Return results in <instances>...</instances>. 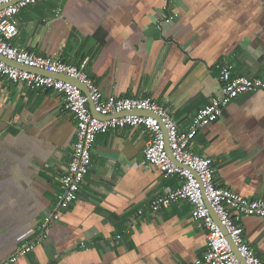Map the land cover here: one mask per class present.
Returning <instances> with one entry per match:
<instances>
[{
    "label": "crops",
    "instance_id": "1",
    "mask_svg": "<svg viewBox=\"0 0 264 264\" xmlns=\"http://www.w3.org/2000/svg\"><path fill=\"white\" fill-rule=\"evenodd\" d=\"M15 22V47L73 66L86 61L103 97L149 98L181 132L220 95L217 66L264 80V0H41L20 10ZM75 135L58 93L0 76V263L54 204ZM151 139L142 126L98 134L77 201L13 264L201 262L206 230L192 221L186 202L146 211L180 184L141 164ZM191 151L212 160L218 187L264 200V92L232 101L198 131ZM239 222L264 264V218Z\"/></svg>",
    "mask_w": 264,
    "mask_h": 264
},
{
    "label": "built area",
    "instance_id": "2",
    "mask_svg": "<svg viewBox=\"0 0 264 264\" xmlns=\"http://www.w3.org/2000/svg\"><path fill=\"white\" fill-rule=\"evenodd\" d=\"M38 1L41 0H0V57L27 68L76 79L85 86L88 96L68 82L22 71L0 60L1 77L35 91L49 90L58 93L64 108L73 116L76 124L70 160L54 204L36 225L31 237L0 264H13L19 258L31 254L47 238L49 228L77 201L81 184L90 167L97 135L137 126L144 127L152 134V139L143 150L141 164L158 170L163 178L176 177L180 180L175 190L150 201L146 211L155 214L180 201L189 205L192 221L206 230V250L198 264H261L242 238L239 221L242 217L250 216L264 218V200L246 199L232 190L218 187L214 181L212 160L193 154L191 145L198 131L217 122L232 101L244 94L264 92V80L235 76L232 66L228 64L217 66L220 70V95L211 98L199 109L188 130L181 132L172 114L163 105L149 98L103 97L85 72L86 61L73 66L57 57L40 56L15 47L12 40L17 35L16 15ZM171 1L165 0L166 5ZM142 112L152 115H143ZM136 214L142 215L143 210H138ZM222 230L228 237L224 236ZM231 242L243 262L233 253Z\"/></svg>",
    "mask_w": 264,
    "mask_h": 264
},
{
    "label": "water",
    "instance_id": "3",
    "mask_svg": "<svg viewBox=\"0 0 264 264\" xmlns=\"http://www.w3.org/2000/svg\"><path fill=\"white\" fill-rule=\"evenodd\" d=\"M3 8V7H2ZM0 60L1 61H3L4 63H6L7 65H9V66H12V67H14V68H17V69H19V70H22V71H27V72H31V73H37V74H40V75H43V76H49V77H54V78H56V79H59V80H62V81H65V82H68V83H70V84H72V85H75V86H77L86 96H88V91H87V89L85 88V86L83 85V84H81L78 80H76V79H72V78H69V77H66V76H64V75H53V74H50V73H46V72H43V71H39V70H35V69H32V68H27V67H25V66H22V65H19V64H16V63H14L13 61H9V60H7V59H5V58H1L0 57ZM89 106H90V108H91V111H92V105H91V102L89 101ZM139 114H141L140 112H138ZM142 114L143 115H152V114H150V113H148V112H142ZM96 117H99L97 114H94ZM163 132H164V134H165V137H166V131H165V129H163ZM168 149V153H169V155H170V157H171V152H170V150H169V148H167ZM172 159V158H171ZM172 162L174 163V161H173V159H172ZM208 207H209V205H208ZM210 213H211V215L214 217V219L216 220V218H215V215L213 214V212L210 210ZM222 232H223V234H224V236L225 237H228V235L226 234V232L225 231H223L222 230ZM231 249H232V251H233V253L243 262V260L240 258V256H239V254H238V252H237V248L235 247V245H233L232 244V242H231ZM243 264H245L244 262H243Z\"/></svg>",
    "mask_w": 264,
    "mask_h": 264
}]
</instances>
